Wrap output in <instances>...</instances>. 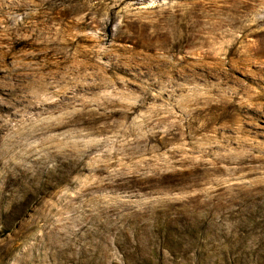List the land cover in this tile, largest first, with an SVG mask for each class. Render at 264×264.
I'll use <instances>...</instances> for the list:
<instances>
[{
	"label": "rangeland",
	"instance_id": "1",
	"mask_svg": "<svg viewBox=\"0 0 264 264\" xmlns=\"http://www.w3.org/2000/svg\"><path fill=\"white\" fill-rule=\"evenodd\" d=\"M0 264H264V0H0Z\"/></svg>",
	"mask_w": 264,
	"mask_h": 264
},
{
	"label": "bare ground",
	"instance_id": "2",
	"mask_svg": "<svg viewBox=\"0 0 264 264\" xmlns=\"http://www.w3.org/2000/svg\"><path fill=\"white\" fill-rule=\"evenodd\" d=\"M179 66V65H178Z\"/></svg>",
	"mask_w": 264,
	"mask_h": 264
}]
</instances>
